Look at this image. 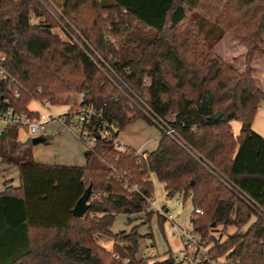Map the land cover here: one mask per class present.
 I'll list each match as a JSON object with an SVG mask.
<instances>
[{
  "label": "trees",
  "instance_id": "1",
  "mask_svg": "<svg viewBox=\"0 0 264 264\" xmlns=\"http://www.w3.org/2000/svg\"><path fill=\"white\" fill-rule=\"evenodd\" d=\"M227 32L247 47L243 71L215 51ZM263 43L264 0H0V54L15 79H0V110L9 101L34 117L32 100L64 104L79 92L114 123L110 138L97 136L86 150L84 166L41 164L32 138L19 139V125L2 129L0 161L5 171L19 169L20 185L8 180L0 190V264H181L172 250L160 260L138 258L140 241L154 238L140 232L143 224L112 230L120 213H146L144 225L155 214L166 221L149 210L153 175L169 196L202 210L193 211L194 230L210 255L264 264V136L252 127L264 103L253 66ZM139 99L178 138L161 133L158 147L141 154L117 147L132 120L152 123L131 107ZM90 184L89 209L76 216Z\"/></svg>",
  "mask_w": 264,
  "mask_h": 264
},
{
  "label": "rangeland",
  "instance_id": "2",
  "mask_svg": "<svg viewBox=\"0 0 264 264\" xmlns=\"http://www.w3.org/2000/svg\"><path fill=\"white\" fill-rule=\"evenodd\" d=\"M50 7V11L53 14L54 18L57 21H60L61 11L55 7L51 2H48ZM60 23V22H59ZM264 48V43L262 45ZM216 53L222 57L226 62L235 67L239 71H243L246 67V57L245 54L247 52V47L238 40L233 34L227 32L224 37L219 41L215 48ZM96 53L94 52V56ZM257 55V57H256ZM254 58L253 66L255 67V78L260 80V83L264 86V53H257ZM100 59V57L97 55ZM101 61V60H100ZM263 78V80L261 79ZM258 79H256L258 83ZM80 100V93H71L69 95V103L52 105L48 103H40L37 100H32L29 104V109L49 113L52 112L54 114H63L66 113L69 108H76L77 104ZM130 116H135V111L133 110L130 113ZM58 122V121H55ZM62 126H66L60 122H58ZM241 123L239 120H233L232 128L234 132H239V127ZM3 126V123L0 122V130ZM252 127L254 131L260 133L264 136V103L259 108L256 113ZM67 132L71 135L79 138V134L81 132L80 125H73L71 127H65ZM161 136V128L155 124L150 123L144 117L139 116L133 121H131L120 133L117 138V141L122 142V146L120 148H125L124 143L126 141H132L134 143L141 141V139H145L146 137L152 138L155 142L154 145L157 144V140ZM28 138L25 135H22L21 140H27ZM79 140L84 144V142L79 138ZM41 145L36 144V146H40L41 153L44 155L43 159L50 158L51 161H77L76 158L71 156L69 152V146H66L65 142L56 145L47 146L44 143H40ZM47 146V147H46ZM84 146H86L84 144ZM150 149V148H149ZM85 163V161H84ZM83 163V164H84ZM12 184L16 185L19 183V169L17 167H12L11 169L5 171V166L1 164L0 161V190H3L5 187V182L8 181ZM154 185H155V197L154 200L156 202V206L158 209H162L167 206L175 216V221L177 224L182 227H188L191 216L194 211V206L191 199H186L180 195L169 196L165 189V185L161 182L156 175H153ZM180 200V204H177V200ZM149 210H152L149 208ZM147 214L146 213H136V214H125L120 213L117 215L112 230L114 232L120 231H130L134 226L138 224H143L140 228V232L142 234L147 233L148 231H152L154 234V238H144L140 242V251L138 253V258H141L143 253H149L155 251L162 257H166V253L169 250L173 252H177L178 256L182 258L183 254L180 251L181 242L179 237L175 236L172 232V224L169 221H165L163 225H161L158 221V215L155 214L151 220V222L146 223ZM236 228L231 227L228 231V234H232L235 232ZM227 237V234L223 236V239ZM207 240V239H205ZM107 246H110V242H105ZM115 253V252H113ZM113 255V254H112ZM185 264H195V263H185Z\"/></svg>",
  "mask_w": 264,
  "mask_h": 264
},
{
  "label": "built area",
  "instance_id": "3",
  "mask_svg": "<svg viewBox=\"0 0 264 264\" xmlns=\"http://www.w3.org/2000/svg\"><path fill=\"white\" fill-rule=\"evenodd\" d=\"M85 42L87 44V41ZM3 60L4 56L0 54V79L9 80L11 83H13L15 79L4 67ZM101 62L103 63V65H106L105 61H103L102 58ZM98 65L102 67L101 63L99 62ZM15 94L16 96H18L19 92L16 91ZM85 97V93H80V100L77 104V107L73 108L72 110L69 109L66 113L57 115L52 112H39V115L34 117H29L15 112L11 103L7 101V109L4 111L0 110V122L3 123L0 132L2 131V129L8 128L12 125H27L29 128L30 138H45L48 125L52 121H58L68 127L78 124L81 126L79 138L84 142L87 149H91L95 145L98 135L102 138H110V136L112 135L111 126H113L114 123H110L109 121L103 119L101 113L98 112L95 107L84 103ZM39 102L44 104L41 101ZM131 107L140 110L142 113L148 116L152 123L157 124L161 128V133L171 136L173 138H178L176 129L168 122V120L160 118L140 99L137 105L133 104ZM107 126H109V129H107ZM116 145L117 147L122 146L121 142L117 141V139ZM135 153L141 154L142 151L136 150ZM177 204H180L179 199L177 200ZM149 208L161 213L165 217V219L172 224L173 234L179 237V240L181 242L180 251L183 256L181 258L178 256L177 252H173L172 256L176 261L180 262L181 264H185L187 262L201 264L200 262L202 260H209L212 264H223V259L214 258L212 255H210V244L207 243V240H205L202 234L194 230V222L192 218L193 216H191V220L188 227L182 228L177 224V222L175 221L174 213L167 206L162 209H158L155 200H152L150 202ZM201 213L203 212L200 208L194 209V214ZM113 256L118 259H121L120 255L117 252L113 253ZM141 258L160 260L165 257H162L155 251H152L149 253H143L141 255ZM122 261L123 263L128 264L129 258H122Z\"/></svg>",
  "mask_w": 264,
  "mask_h": 264
},
{
  "label": "crops",
  "instance_id": "4",
  "mask_svg": "<svg viewBox=\"0 0 264 264\" xmlns=\"http://www.w3.org/2000/svg\"><path fill=\"white\" fill-rule=\"evenodd\" d=\"M256 57H257V55H256ZM256 79H258L257 76H256ZM261 79L263 80L262 77H261ZM258 84L264 90V86L260 83L259 79H258ZM65 127L66 126H62L58 122L52 121L48 125L47 133L45 136V141L40 142V143H44L47 146H51V145L57 146L58 144H60L64 141L66 146L70 147L69 152H70L71 156L76 158L77 161H73V160L72 161H57L56 159H55V161H51V159L48 157H47V159H43L45 157H43L44 155H42V153H41L40 146H38L41 144L37 143L38 145L36 146V144H34V147H33L34 157H35L37 162H39L41 164L67 165V166H84L86 164V150H87L86 146H84V144L79 140V138H77L76 136H73L69 132L65 131L66 130ZM240 127H241V125H240ZM239 131H240V129H239ZM234 133L236 135L239 134V132H237V131ZM22 135H25L28 139L30 138L29 128L27 125H22L19 127V130H18L19 139H21ZM160 137L157 140V144L154 145L155 147H153V144L155 141L149 137H146L145 139H141V141L136 142V143L127 140L126 143H124V147L128 146V147H131L135 150H140L142 152L153 151L158 147ZM121 144H122V142H121ZM84 161H85V163H84ZM12 185H14V186L20 185V172H19V183L17 185H16V183L12 184ZM3 190H1V191H3Z\"/></svg>",
  "mask_w": 264,
  "mask_h": 264
},
{
  "label": "water",
  "instance_id": "5",
  "mask_svg": "<svg viewBox=\"0 0 264 264\" xmlns=\"http://www.w3.org/2000/svg\"><path fill=\"white\" fill-rule=\"evenodd\" d=\"M221 113H218L216 116H220ZM99 136V135H98ZM32 141L34 144L40 143L45 141L44 137H36V138H32ZM91 191H92V184H90L84 194L78 199L74 209H73V213L76 216L82 217L85 215V213L88 211L89 209V199L91 196Z\"/></svg>",
  "mask_w": 264,
  "mask_h": 264
}]
</instances>
